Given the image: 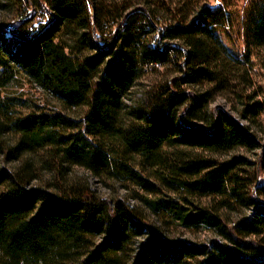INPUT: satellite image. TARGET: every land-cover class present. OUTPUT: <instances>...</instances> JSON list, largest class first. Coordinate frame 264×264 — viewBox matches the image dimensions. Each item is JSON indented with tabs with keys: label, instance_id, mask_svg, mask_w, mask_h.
I'll return each instance as SVG.
<instances>
[{
	"label": "trees",
	"instance_id": "16d2710c",
	"mask_svg": "<svg viewBox=\"0 0 264 264\" xmlns=\"http://www.w3.org/2000/svg\"><path fill=\"white\" fill-rule=\"evenodd\" d=\"M42 5L47 21L28 27L24 9ZM0 11L16 13L0 25V264H264L253 77L264 0H0ZM239 150L260 153L213 159ZM75 169L135 194L101 198ZM224 210L248 214L229 222ZM175 224L215 238L171 241Z\"/></svg>",
	"mask_w": 264,
	"mask_h": 264
},
{
	"label": "rangeland",
	"instance_id": "374dc122",
	"mask_svg": "<svg viewBox=\"0 0 264 264\" xmlns=\"http://www.w3.org/2000/svg\"><path fill=\"white\" fill-rule=\"evenodd\" d=\"M209 5L211 7H217L221 5L223 0H207ZM245 5V0H237V6L243 7ZM45 6L42 5L40 9H34L33 7H26L24 9L25 16H29V22L28 27L30 28H37L40 24H43L47 21L46 13H45ZM19 15V14H18ZM16 17V13H10L7 11H0V25L8 26L11 25L14 22V19ZM240 46V45H239ZM253 77H254V84L256 87H258L261 97L264 98V71L260 69V67L256 64L253 69ZM151 77H145L139 85H137L130 95L131 99L139 98L141 94V90L143 89V86L150 83ZM23 90L28 92L29 95L33 97L35 102L40 105H50L53 106V101L51 98L47 95H45L40 89L38 88H31L29 85H24ZM223 106L225 110L232 109V104L226 103L225 100L218 98L216 102L213 104V106ZM79 112L74 111L73 115H77ZM259 123L264 129V114L260 117ZM263 137V148H264V133H261ZM262 148V149H263ZM260 153V150L252 151V152H246L243 150L234 151L230 153L227 156H221V157H213V159H216L218 161H226L230 160L234 157H243L250 160L252 163L256 161L257 154ZM202 157H209L206 154H201ZM76 173L79 176H83L87 179L89 182L92 190L101 198L104 199H115L120 198L123 200L129 199L133 194H135L133 187L129 186L128 188L119 186V185H110L109 183L104 182L103 180H100L94 176H92L90 173L85 172L80 169H75ZM260 177L264 178V174ZM138 193V192H137ZM259 201L264 202L263 198H259ZM131 204H134L135 201L131 200ZM204 204L209 205L208 202H204ZM248 212L246 210H236V211H223V215L229 222H234L237 219L247 215ZM155 221V220H154ZM165 233L167 234L168 238L171 239V241H177V240H187L195 244H207L211 239L215 238V235L212 231L199 228V229H185L178 225H173L171 227H166Z\"/></svg>",
	"mask_w": 264,
	"mask_h": 264
}]
</instances>
